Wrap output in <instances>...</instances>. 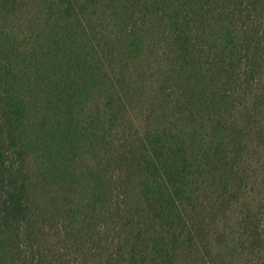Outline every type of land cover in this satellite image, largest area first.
I'll return each instance as SVG.
<instances>
[{
  "label": "trees",
  "instance_id": "trees-1",
  "mask_svg": "<svg viewBox=\"0 0 264 264\" xmlns=\"http://www.w3.org/2000/svg\"><path fill=\"white\" fill-rule=\"evenodd\" d=\"M43 1L30 58L0 32V264H212L218 218L264 264V195L228 215L264 154V0Z\"/></svg>",
  "mask_w": 264,
  "mask_h": 264
},
{
  "label": "rangeland",
  "instance_id": "rangeland-1",
  "mask_svg": "<svg viewBox=\"0 0 264 264\" xmlns=\"http://www.w3.org/2000/svg\"><path fill=\"white\" fill-rule=\"evenodd\" d=\"M45 6L46 4L43 0H10L9 2H0V32L5 31L6 33H9L13 37H15V39L19 42V50L23 58H30V56L33 54V51L39 49V45L37 46L36 43L38 42L40 36L44 33L42 29V24L44 25V21H40L42 14H39V12L41 13V11H44ZM27 37L30 38L29 41H27L28 43L26 44L25 41L27 40ZM15 74L18 75V78H23V74L21 71H17ZM98 97H95V103L89 105L91 107V110L86 109L85 113H83V116H81L82 121H84L85 119H89V117L93 113H96L98 111L97 105L100 100L98 99ZM149 106L152 109L151 104ZM132 114L133 112H131V116ZM160 114L164 116L162 112H160ZM170 114L171 113H168L166 114V116H164L163 125L168 126L170 124L169 121H171L173 118V116H170ZM141 115L142 114L138 112V110H135V113L133 115V128L131 130L129 129L127 131V134H123V132H121L116 136V144L114 145L115 149H120L117 145L120 141H123L124 136H126V138H129L128 135H132L135 130H137V128L142 126L140 124V121L142 119L140 118ZM91 126H93L95 132H97V135L102 134L106 129L105 125H86V123H84V125H77V128L79 129V131L85 134V130L89 129ZM26 131L28 135L32 134L30 130L26 129ZM33 134H36V131ZM35 137L36 135H34V138ZM34 138H31L29 141L34 143ZM29 153L30 155L25 157L28 164L27 166L29 167L28 171L36 175V169L32 167H34V165L37 166V155H41V152L33 153L29 151ZM92 162V156L84 154V151H81V156L78 157L79 167L81 169H86L90 167ZM253 163V169H250L248 171V182L243 185V188L245 190L244 194L239 203L234 204V206L230 208V212L228 213V215H231V222H235L237 217H239V212L244 210L246 205H253L254 200L258 201L259 197H261V195H264V154H256L253 159ZM124 169L126 170V168ZM129 170L130 172L133 171V169ZM56 189V187L53 188V190ZM50 195H52L51 192L48 189H44L38 190L35 193L33 192L31 194V198H41L42 200H45ZM70 207H72V205ZM107 217L110 218V223L113 222V219L116 218L111 214H108ZM218 219V227L215 228L214 226H210V231H208L210 235L206 237L201 236L199 240H197L198 248L202 249L203 247H208V249L211 250L210 252L212 256H206V259L208 262H210L211 258H214L215 261L211 262L212 264H248L247 256L245 255L248 250H240L234 245H231V243L235 240V237H233L232 234L226 233L222 229L223 222H219ZM62 221L63 220L61 218L58 219L54 228H52L50 224L43 222V224H41L40 226L35 225V229L38 233H40L41 237L46 236L44 238L50 243L59 242L60 239H63L61 237L63 229ZM212 233H215V236ZM216 233L220 236L222 234V237L217 239Z\"/></svg>",
  "mask_w": 264,
  "mask_h": 264
}]
</instances>
